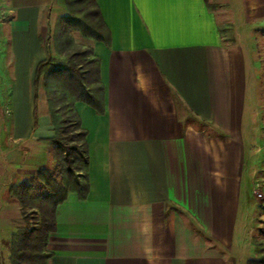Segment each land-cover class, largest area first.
<instances>
[{
	"label": "crops",
	"instance_id": "1",
	"mask_svg": "<svg viewBox=\"0 0 264 264\" xmlns=\"http://www.w3.org/2000/svg\"><path fill=\"white\" fill-rule=\"evenodd\" d=\"M96 1L110 31L108 43L89 39L104 111L75 102L89 189L57 206L49 264H247L264 219V53L250 39L256 26L264 37V0ZM63 13L59 0H0V252L8 257L24 224L15 189L37 194L38 170L56 164L46 96L34 97L33 81Z\"/></svg>",
	"mask_w": 264,
	"mask_h": 264
},
{
	"label": "trees",
	"instance_id": "2",
	"mask_svg": "<svg viewBox=\"0 0 264 264\" xmlns=\"http://www.w3.org/2000/svg\"><path fill=\"white\" fill-rule=\"evenodd\" d=\"M208 4L209 0H205ZM65 13L45 39L46 56L36 66L34 97L45 91L54 134L48 138L54 147L61 180L40 168L36 177L46 188L45 194H32L28 185L15 194L24 220L9 241V264H49L47 250L50 233L56 228L57 206L69 191L85 198L89 189L87 131L82 128L75 109L81 101L95 111H104V85L99 59L90 45L75 41L71 30L84 39L108 43L110 31L96 0H59ZM257 256L247 264H264V244H256Z\"/></svg>",
	"mask_w": 264,
	"mask_h": 264
},
{
	"label": "rangeland",
	"instance_id": "3",
	"mask_svg": "<svg viewBox=\"0 0 264 264\" xmlns=\"http://www.w3.org/2000/svg\"><path fill=\"white\" fill-rule=\"evenodd\" d=\"M250 1L252 2V0H250ZM210 2H211L210 3L211 5L217 6V5H224L225 2H227V0H210ZM228 2H229L230 5L235 6V5L239 4L240 0H228ZM251 27L252 26H249V27L245 26L244 29L250 30ZM255 28L257 30L256 34H255V36L250 37V39L252 40V39L255 38L257 41H259L258 42L259 45L255 44V43H254V45H256L255 48L257 47V49L260 46L259 48L262 49V50L259 49V53L261 54L262 51L264 53V37L261 35L262 31L261 30L259 31L258 28H260V29H263V28L260 27V26H256ZM227 30H228V33H231V28L230 27L227 28ZM71 33L74 36L75 41L78 42V43H82V44H85V45H90V43L92 42L89 39H84L79 34V32H77V31L71 30ZM241 35H242L241 38H243L244 40L249 38V36H251L250 34L245 35V33H243ZM239 39H240V37H239ZM244 45H245V48H246L248 43L245 42ZM257 49H255V54H257V52H258ZM262 59H264V57ZM261 62H264V60L261 61ZM44 94H45V91H44ZM262 99L264 100V98H262ZM45 165H47V169L49 170V172H51L56 177V179L60 181L61 180V175H60V173H58L59 170H58L56 164L54 163V161L50 160ZM35 193H37V194H45V193H47V191H46V188L42 185L41 189H39L38 192H35ZM256 224H257V226H256L257 230L256 231H257L258 235L257 236H253L252 238H249V239L252 240L253 238H255L256 242L261 241L264 244V219H261ZM7 258H8V252H6V250L3 248L2 251L0 252V264H9V261H8Z\"/></svg>",
	"mask_w": 264,
	"mask_h": 264
},
{
	"label": "built area",
	"instance_id": "4",
	"mask_svg": "<svg viewBox=\"0 0 264 264\" xmlns=\"http://www.w3.org/2000/svg\"><path fill=\"white\" fill-rule=\"evenodd\" d=\"M257 195H258V196H260L261 194H260V193H258Z\"/></svg>",
	"mask_w": 264,
	"mask_h": 264
}]
</instances>
